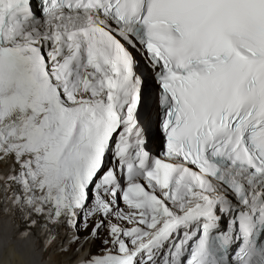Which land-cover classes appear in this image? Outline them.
<instances>
[{
  "label": "snow or ice",
  "instance_id": "1",
  "mask_svg": "<svg viewBox=\"0 0 264 264\" xmlns=\"http://www.w3.org/2000/svg\"><path fill=\"white\" fill-rule=\"evenodd\" d=\"M0 185L45 258L264 264V0H0Z\"/></svg>",
  "mask_w": 264,
  "mask_h": 264
},
{
  "label": "bare ground",
  "instance_id": "2",
  "mask_svg": "<svg viewBox=\"0 0 264 264\" xmlns=\"http://www.w3.org/2000/svg\"><path fill=\"white\" fill-rule=\"evenodd\" d=\"M14 209L13 204L7 198L4 187L0 185V264L3 263L1 262L2 255L5 259L7 258L4 262L6 264H57V261L62 264L68 254L61 256L53 249L48 254V258H45L42 248L35 245L33 237H29L28 240L14 238L20 228L19 219L14 221ZM87 250L88 248L84 247L70 264H77Z\"/></svg>",
  "mask_w": 264,
  "mask_h": 264
},
{
  "label": "rangeland",
  "instance_id": "3",
  "mask_svg": "<svg viewBox=\"0 0 264 264\" xmlns=\"http://www.w3.org/2000/svg\"><path fill=\"white\" fill-rule=\"evenodd\" d=\"M76 247L77 246H73L72 251H70L69 253H67L68 255L66 256V258L64 259V261H63L62 264H64V263L70 264V263H72L77 258V255H79L82 250L79 253H77L76 252ZM84 247L85 248H88V245H85ZM92 250L95 251V246L94 245L92 246ZM2 256H1V262H3L2 264H6L4 262L6 261L7 258L5 259V256L4 255H2ZM3 259H5V260H3Z\"/></svg>",
  "mask_w": 264,
  "mask_h": 264
}]
</instances>
